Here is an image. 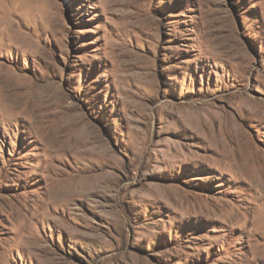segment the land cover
<instances>
[{
    "label": "rangeland",
    "instance_id": "1",
    "mask_svg": "<svg viewBox=\"0 0 264 264\" xmlns=\"http://www.w3.org/2000/svg\"><path fill=\"white\" fill-rule=\"evenodd\" d=\"M0 264H264V0H0Z\"/></svg>",
    "mask_w": 264,
    "mask_h": 264
}]
</instances>
